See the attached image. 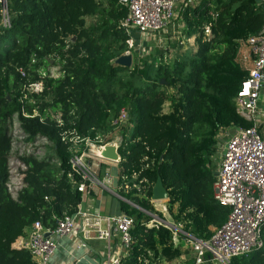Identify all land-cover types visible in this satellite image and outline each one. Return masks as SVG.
I'll return each mask as SVG.
<instances>
[{
  "label": "trees",
  "instance_id": "trees-1",
  "mask_svg": "<svg viewBox=\"0 0 264 264\" xmlns=\"http://www.w3.org/2000/svg\"><path fill=\"white\" fill-rule=\"evenodd\" d=\"M8 10L5 25L0 3V264H36L14 243L36 221L54 228L84 198L81 175L70 163L72 132H113L123 108L130 122L119 128L117 191L140 208L119 198L121 212L134 218L133 244L120 264H163L184 255L189 257L180 264H195L184 240L176 246L168 228L147 226L148 212H156L153 188L161 177L172 218L195 237L210 239L212 227L227 220L230 208L214 195V157L223 131L253 125L236 103L250 74L239 52L262 30L264 9L256 0L183 5L188 34H197L196 50L172 61L158 52L132 67L116 63L133 51L137 33L122 25L129 8L120 0H8ZM90 16L96 19L87 24ZM35 82L43 83L39 93L27 88ZM15 120L26 142L48 141L44 155L13 154ZM98 167L103 179L110 166ZM231 264H264V246Z\"/></svg>",
  "mask_w": 264,
  "mask_h": 264
},
{
  "label": "built area",
  "instance_id": "built-area-1",
  "mask_svg": "<svg viewBox=\"0 0 264 264\" xmlns=\"http://www.w3.org/2000/svg\"><path fill=\"white\" fill-rule=\"evenodd\" d=\"M195 1L185 0L184 5ZM120 2L129 8L128 17L122 21V25L129 33L133 30L148 34L165 30L177 15V0H120ZM0 3L4 24L8 25L10 23L8 0H0ZM205 32L210 35L209 26L206 27ZM133 44L132 38L131 48ZM242 45L248 46L249 52H239V60L245 67L252 62L253 67L248 68L250 74L243 81L236 103L238 111L247 119H251L257 111L262 89L264 26L258 35L250 37L242 42ZM126 53L133 52L127 50ZM27 88L39 93L43 90V83L35 82L29 84ZM129 117L127 109L123 108L113 120V125L116 128L128 125ZM72 134L70 163L74 172L82 178L78 189L86 195L99 184L104 190L117 195L113 191V176L110 168L106 171L104 178L100 179L97 170L92 168L90 159L91 153H94L101 162L109 164L110 167L116 164L99 155L105 145L115 143L110 140L112 137L110 132L96 133L94 137L81 136L76 131ZM220 138L219 135L218 146H222L223 143ZM224 141L214 195L221 205L230 208V213L224 224L216 228L210 239H200L185 232L183 225L176 223L172 217L166 218L159 215V209H156L154 213L148 212L152 219L147 226L168 228L173 234L176 246L184 240L195 252V264H204L208 261L213 264H231L235 257L247 256L264 246V136L253 124L246 128L229 129ZM115 144L118 148L121 146V142ZM124 179L127 178L124 177ZM106 181L111 182L110 187ZM133 187L138 188L139 191L142 190L139 184L135 183ZM124 188L128 191L132 186L127 183ZM116 192L118 193L117 190ZM118 196L127 202H132L119 193ZM133 226L134 218L129 214H104L79 205L75 213L61 217L54 228H48L41 221H36L30 227L27 239L22 242L21 247L31 252L36 264H52L51 259L57 249L54 236L65 237L78 233L83 242L90 240L107 242L108 257L105 264H120L121 259L133 244ZM115 238L119 239L124 250L123 255L118 257H114L112 253V242Z\"/></svg>",
  "mask_w": 264,
  "mask_h": 264
},
{
  "label": "crops",
  "instance_id": "crops-1",
  "mask_svg": "<svg viewBox=\"0 0 264 264\" xmlns=\"http://www.w3.org/2000/svg\"><path fill=\"white\" fill-rule=\"evenodd\" d=\"M184 2L185 0H177V3H176L177 15L174 18V20L171 22V24L165 30H162L163 31L162 34H164V36L163 38L160 39V41L163 43L170 44L171 48H173L171 49L172 55L165 54V57H168V58H171L172 56H175L177 58V57L190 54L192 51L196 50L197 48V44H196L197 34H191V35L188 34L189 28L187 26L186 19L184 18L182 14ZM259 5L262 7L261 4ZM159 32H156V33H159ZM240 52L241 53L249 52L248 46L242 45ZM246 67L251 69L253 67V63L252 62L248 63ZM245 118L247 117L245 116ZM248 120H250L252 124L256 125L259 131L261 132V134L264 136V86L263 85H262V89L260 93L257 111L252 115L251 119H248ZM227 131H223L220 134L221 136L220 141H222L223 143H222V146H218L217 148V153H216L217 159L215 161L218 164V168L216 172H218L219 165L221 162V158H222V154L224 150V143H225L224 140H225ZM120 132H121L120 142L122 143V140H123L122 130ZM116 142L119 144V141H116ZM97 162H96V165H93L94 168L99 165L100 160L98 164ZM98 168L99 167H97L95 170H98ZM110 170H111V167H110ZM101 192L104 193L105 190H102ZM104 197H105L104 194L99 195L96 188L93 187L91 192L84 195L81 206L84 208L92 209L93 211H96V212L104 213V214L122 213L120 210L119 202L118 204H114V201H110L109 197L108 198H104ZM116 197L122 199V197L118 195H116ZM152 202L156 210L158 205H161L160 202H162V200L160 201L152 200ZM128 203L131 204L130 202ZM168 213L170 214V211H168ZM169 216L172 217L171 214ZM212 230L215 231L216 228L212 227ZM29 231H30V227L27 228L25 235L18 238V240L14 243L15 247H21L22 242L27 239ZM54 240L57 243V249L51 259L52 264H73L75 261H77L83 256H90L92 259H94L97 262L100 261L101 258L108 257V247H107V242L105 241L90 240V241L83 242L78 233L65 236V237L54 236ZM112 243H113L112 253L114 257L123 255L124 250L122 246L120 245L119 239L115 238ZM104 264H105V261H104Z\"/></svg>",
  "mask_w": 264,
  "mask_h": 264
},
{
  "label": "rangeland",
  "instance_id": "rangeland-1",
  "mask_svg": "<svg viewBox=\"0 0 264 264\" xmlns=\"http://www.w3.org/2000/svg\"><path fill=\"white\" fill-rule=\"evenodd\" d=\"M102 1H105V0H102ZM96 18L95 17H87V24H90L92 21H94ZM163 31L159 32V33H140L137 31L136 33V40H134V44H133V54H134V60H133V65H134V62L136 60H139L145 56H149V55H157L158 52H164V54H167V55H172V50L173 48H171V45L168 44V43H163L160 41L161 38H163L164 34H162ZM170 46V47H169ZM176 57L175 56H172L170 58V61L174 60ZM56 67L57 66H52L50 67L52 69L53 72L56 71ZM58 70V68H57ZM56 73V72H55ZM16 122L14 123L13 127H12V135H14V146H13V154L15 156H18L16 153H19V154H23V153H28V154H34L37 155V153L40 151L41 153H43L44 155V152L46 153L47 151V148H46V145H47V142L45 139L43 138H39L37 139L36 141L34 142H26L25 139L23 140L21 137V130L19 128V124H18V121L15 120ZM120 130L119 128H116L115 131L113 132H110V135L112 137H110V140L111 141H119L120 143ZM20 139L22 140V142H18L20 141ZM39 156V155H37ZM99 157L94 154V153H91V160H92V168L93 169H96L98 166H96L94 168L93 165H96V162L97 164L99 163ZM217 159V156L215 155L214 157V160ZM101 162V160H100ZM90 163V161H89ZM91 164V163H90ZM108 183V187L111 186V182H107ZM98 186H96V190L98 191V194L99 195H102L104 194V198H108L110 199V201H114V204H118L119 202V198L116 197V195L112 194V192L108 191L105 189V192H101L102 190H104L99 184H97ZM115 196V197H114ZM161 205H158L157 209H159L158 213L159 215H161L162 217H166L168 218L169 217V199H166V200H163L162 202H160ZM187 245V246H186ZM190 246V245H189ZM185 247L187 248L188 247V244L185 243ZM188 250H190L189 248H187ZM190 254V253H189ZM188 255H184L183 257L179 258V259H175L171 262L167 261V262H164L163 264H180L182 263V261L184 259H188Z\"/></svg>",
  "mask_w": 264,
  "mask_h": 264
},
{
  "label": "water",
  "instance_id": "water-1",
  "mask_svg": "<svg viewBox=\"0 0 264 264\" xmlns=\"http://www.w3.org/2000/svg\"><path fill=\"white\" fill-rule=\"evenodd\" d=\"M256 1L257 3L261 4L262 8L264 9V0H256ZM133 60H134L133 53H125L117 58L116 63L127 66V67H132ZM50 62L52 63L53 60L51 59ZM162 82L166 83V80L163 79ZM262 85L264 86V74L262 78ZM99 155L106 160L116 163V164L111 165V175L113 176V191L115 194L118 195L116 190H117L118 183H119V166L117 164L121 161V155L119 152L118 145L115 143L105 145V147H103L100 150ZM217 175H218V172H215V176ZM152 199L156 201L169 199V191L165 187L161 177L158 178L157 182L154 185ZM130 203L133 206L139 208L137 204L133 202H130ZM104 261H106V258H101L100 261L97 262L94 259H92L90 256H83L77 261H75L73 264H104Z\"/></svg>",
  "mask_w": 264,
  "mask_h": 264
}]
</instances>
